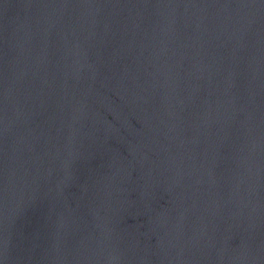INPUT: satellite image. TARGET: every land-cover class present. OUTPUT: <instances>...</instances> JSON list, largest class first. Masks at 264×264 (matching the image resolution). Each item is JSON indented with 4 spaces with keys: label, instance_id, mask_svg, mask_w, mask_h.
<instances>
[{
    "label": "water",
    "instance_id": "95a60500",
    "mask_svg": "<svg viewBox=\"0 0 264 264\" xmlns=\"http://www.w3.org/2000/svg\"><path fill=\"white\" fill-rule=\"evenodd\" d=\"M0 264H264V0H0Z\"/></svg>",
    "mask_w": 264,
    "mask_h": 264
}]
</instances>
